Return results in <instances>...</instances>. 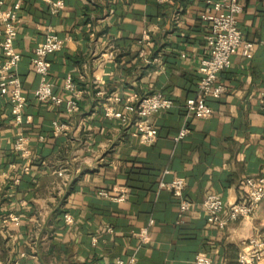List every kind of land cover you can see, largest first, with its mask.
<instances>
[{
  "label": "crops",
  "instance_id": "0c3cea01",
  "mask_svg": "<svg viewBox=\"0 0 264 264\" xmlns=\"http://www.w3.org/2000/svg\"><path fill=\"white\" fill-rule=\"evenodd\" d=\"M2 1L21 7L15 45L27 106L17 126L13 106L0 97V264H115L134 253L137 264H195L200 252L214 264H239L249 238L264 228V203L221 228L209 223L203 201L211 194L237 201L247 178L264 175V0L243 1L239 24L253 54L240 50L220 74L227 91L208 101L215 112L208 119L188 116L184 107L208 52L209 24L201 18L207 0H62L58 14L45 0ZM51 29L66 41L49 57V80L69 99L72 79L81 93L74 114L34 97L40 77L33 53ZM145 34L148 47L140 44ZM154 93L176 105L147 118L158 130L150 146L134 135L136 116L127 125L105 116L107 105L126 113ZM115 96L122 102L110 101ZM54 121L67 127L58 136ZM184 127L190 133L176 142ZM20 132L29 140L28 159L15 149ZM176 177L186 179L185 198L193 203L185 212L160 186ZM101 191L126 192L127 199ZM146 227L144 246L137 234Z\"/></svg>",
  "mask_w": 264,
  "mask_h": 264
},
{
  "label": "built area",
  "instance_id": "2783aa9c",
  "mask_svg": "<svg viewBox=\"0 0 264 264\" xmlns=\"http://www.w3.org/2000/svg\"><path fill=\"white\" fill-rule=\"evenodd\" d=\"M50 5L52 14H58L66 6L62 0L52 1L45 0ZM244 0H207V10L202 14L201 18L209 24V33L207 38L208 52L203 57L199 74L200 80L194 97L185 102V111L188 116H195L200 119H208L214 115L213 108L209 105L210 99H220L227 91L225 85L219 82V76L232 66V59L240 50L247 58L252 57L253 44L248 43L244 39V33L240 28L239 17L244 10ZM4 1L0 0V22L2 30H0V97L7 98L11 103L12 116L15 124L21 126L25 123V110L27 106V98L24 93L22 81L17 72L22 56L16 48V39L18 37V13L20 11L19 4L12 8H4ZM65 39L54 30H49L44 41L39 44L33 53L32 63L35 72L39 75L40 81L38 87L33 90L34 97L40 102H50L58 106H63L67 113L74 114L79 111L78 99L80 92L76 90V86L72 79H68L65 89L73 93V97L65 99L61 95L54 92L53 85L49 80L50 62L49 57L64 48ZM148 34H145L140 40L143 47L151 44ZM144 54L145 51H142ZM113 103L122 102L121 97L110 98ZM175 101L162 93H154L138 99L134 108H128V112L123 113L117 107L107 105L105 107V116L108 119L116 120L124 125L132 122L134 116L138 118L135 122L134 135L140 139L144 145L150 146L155 143L158 138V130L152 127L147 118L163 111L170 110L175 107ZM260 106L264 110V92L260 95ZM55 134H62L67 128L66 125L60 124L58 121L53 122ZM190 133L189 128H181L175 141L183 140ZM15 149L21 153L25 159L30 158L31 150L29 148V140L21 132L15 143ZM30 163L25 168V172L29 173ZM59 175H64V170L59 171ZM161 187H166L172 192L173 197L179 200L181 212H185L193 206L189 200L185 198L187 181L185 178L176 177L168 184L160 183ZM245 192L241 199L226 203L222 196L211 194L203 201V209L207 213V219L212 225L225 227L228 221H237L246 219L253 215L257 207L264 203V175L257 177H249L245 180ZM100 195L111 197L117 201H125L127 193L124 192L120 196H110L107 192L101 191ZM227 211L226 218L223 213ZM10 220L16 225L20 224V218L11 215ZM71 221V218H67ZM153 222H151L152 224ZM137 237L140 244L144 245L150 242V229L146 227L142 229ZM239 264H264V233L256 234L249 238L245 247L239 254ZM115 264H137V255L134 253L127 260L119 259ZM195 264H214L211 257L204 252H200L195 257Z\"/></svg>",
  "mask_w": 264,
  "mask_h": 264
},
{
  "label": "rangeland",
  "instance_id": "374dc122",
  "mask_svg": "<svg viewBox=\"0 0 264 264\" xmlns=\"http://www.w3.org/2000/svg\"><path fill=\"white\" fill-rule=\"evenodd\" d=\"M260 233H264V228H263V230Z\"/></svg>",
  "mask_w": 264,
  "mask_h": 264
},
{
  "label": "trees",
  "instance_id": "16d2710c",
  "mask_svg": "<svg viewBox=\"0 0 264 264\" xmlns=\"http://www.w3.org/2000/svg\"><path fill=\"white\" fill-rule=\"evenodd\" d=\"M173 195V194H172Z\"/></svg>",
  "mask_w": 264,
  "mask_h": 264
}]
</instances>
